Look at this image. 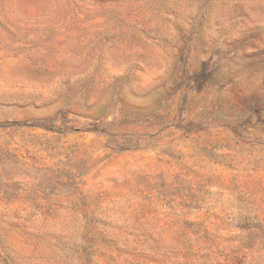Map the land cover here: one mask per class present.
I'll return each mask as SVG.
<instances>
[{
    "label": "rangeland",
    "instance_id": "rangeland-1",
    "mask_svg": "<svg viewBox=\"0 0 264 264\" xmlns=\"http://www.w3.org/2000/svg\"><path fill=\"white\" fill-rule=\"evenodd\" d=\"M0 264H264V0H0Z\"/></svg>",
    "mask_w": 264,
    "mask_h": 264
}]
</instances>
